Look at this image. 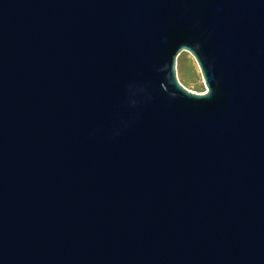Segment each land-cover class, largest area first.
Returning <instances> with one entry per match:
<instances>
[{"label":"water","instance_id":"95a60500","mask_svg":"<svg viewBox=\"0 0 264 264\" xmlns=\"http://www.w3.org/2000/svg\"><path fill=\"white\" fill-rule=\"evenodd\" d=\"M0 264H264V0H0Z\"/></svg>","mask_w":264,"mask_h":264},{"label":"rangeland","instance_id":"374dc122","mask_svg":"<svg viewBox=\"0 0 264 264\" xmlns=\"http://www.w3.org/2000/svg\"><path fill=\"white\" fill-rule=\"evenodd\" d=\"M175 70L177 80L184 88L197 93L206 91L197 63L188 52L182 51L177 56Z\"/></svg>","mask_w":264,"mask_h":264},{"label":"bare ground","instance_id":"6f19581e","mask_svg":"<svg viewBox=\"0 0 264 264\" xmlns=\"http://www.w3.org/2000/svg\"><path fill=\"white\" fill-rule=\"evenodd\" d=\"M202 93H205V92H202Z\"/></svg>","mask_w":264,"mask_h":264}]
</instances>
